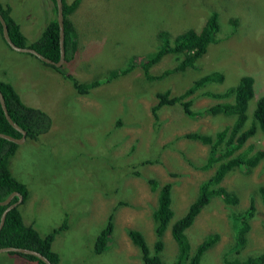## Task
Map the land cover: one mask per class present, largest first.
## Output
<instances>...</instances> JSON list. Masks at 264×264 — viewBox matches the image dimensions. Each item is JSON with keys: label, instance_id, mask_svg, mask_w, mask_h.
Wrapping results in <instances>:
<instances>
[{"label": "rangeland", "instance_id": "rangeland-1", "mask_svg": "<svg viewBox=\"0 0 264 264\" xmlns=\"http://www.w3.org/2000/svg\"><path fill=\"white\" fill-rule=\"evenodd\" d=\"M69 2L71 0H64ZM30 43L41 36L53 17L51 0H0ZM217 13V41L210 44L194 68L174 72L160 80H146L140 67L143 56L187 28H198L210 11ZM75 30L73 57L53 69L26 52L8 48L0 38V79L9 82L21 100L45 111L50 127L36 140H25L8 159L11 175L26 185L28 196L17 204L25 224L41 235L66 227L51 242L58 264H142L127 228L140 231L148 246L154 240L150 212L157 187L171 183L172 217L179 218L196 194L198 183L212 171L198 168L208 146L181 135L198 131L212 134L232 117L211 114L186 116L178 104L165 105L153 117L155 92H182L192 79L218 70L219 83L204 89L223 91L240 75L252 78L254 100L264 95V0H79L68 15ZM129 62V63H128ZM134 65L123 75L104 80L110 70ZM175 64L171 54L148 68L159 74ZM63 74H69L63 76ZM97 86L85 93L72 81ZM193 96L194 111L217 102ZM247 143L262 147L260 134ZM261 145V146H260ZM158 182L151 188L149 180ZM221 184L236 194L228 206L212 197L185 230L190 250L207 234L218 241L201 256L199 264H223V258L264 252V205L258 189L264 187V159L247 171L230 170ZM253 202L247 242L238 254L231 251L230 213ZM112 213V229L105 249L96 254L94 239ZM162 235L159 255L163 264L175 259L176 245ZM0 264H31L19 255L0 252Z\"/></svg>", "mask_w": 264, "mask_h": 264}, {"label": "trees", "instance_id": "trees-1", "mask_svg": "<svg viewBox=\"0 0 264 264\" xmlns=\"http://www.w3.org/2000/svg\"><path fill=\"white\" fill-rule=\"evenodd\" d=\"M61 1L64 61H68L73 57L76 50L75 30L68 19V15L76 8L79 0ZM51 5H53V17L47 21L41 36L30 43H26L27 40L19 30L18 22L10 15V7L1 2L0 15L4 20L7 34L15 45L33 48L42 56L52 61H57L59 47L54 0H51ZM217 31V13L214 10L208 13L200 27L187 28L173 35L171 40H169L166 31H159L157 38H160L162 43L154 51L147 55L145 54L140 61L144 78L146 80H160L171 73L183 72L194 68L209 45L217 41L215 38ZM0 38L7 46L1 36V29ZM168 54H171L174 59L175 64L173 67L166 68L159 74H151L148 68ZM133 66L131 62L130 66L127 65L119 70H110L104 80L108 81L114 77L123 75L131 70ZM52 67L53 69H57L53 65ZM66 75L71 76L63 74V76ZM222 80V72L218 70L207 71L192 79L190 84L178 94L170 95L167 90L157 91L154 94L156 102L150 108L153 117L157 118V110L160 107L178 104L182 112L189 117L211 114L212 116L232 117L233 121H229L212 134L191 131L181 135L208 146L204 161L198 168L201 170L212 169V171L198 183L196 194L188 203L184 213L170 225L169 222L173 213L171 209V183L165 182L159 185L155 179L149 180L151 188L154 189L159 185L156 188V203L150 212L154 234L151 246L146 244L140 231L133 228L126 229V235L135 245L142 264H163L159 252L163 247L162 235L168 225L170 236L176 245L175 259L169 264H199L204 252L218 241L219 234L216 232L207 234L190 250L185 230L192 224L196 215L208 203L210 198L218 197L228 206L235 205L238 198L235 193L228 191L221 184L223 177L234 168L247 171L264 159V95H260L254 100L251 115L248 113L247 116V105L249 111V102L253 97L252 78L250 75H240L232 86L227 87L223 91L204 89L209 84L219 83ZM98 83L99 80L89 83L72 81L75 90L79 93H85L88 88L94 85L97 86ZM0 93L7 114L13 122L24 130L25 140H36L40 134L45 133L49 129L51 121L47 113L40 108L24 103L9 82L0 79ZM196 93L198 95L209 96L218 101L203 109L194 111L191 107L193 96ZM0 133L12 137L20 136V133L8 124L1 108ZM258 134L263 138L262 147L256 148L254 144L247 143L248 139L250 140ZM17 146L18 144L16 143L0 138V200L6 198L11 192H17L22 197V201L20 202L22 203L28 196V190L23 182L11 175L8 168V159L15 152ZM258 194L261 203L264 205V187L258 189ZM15 200L16 197L13 196L10 202H14ZM4 207L0 205V214ZM253 209V202L250 201L244 209L232 212L229 215L233 225V242L230 252L234 254H238L246 245ZM112 217L113 215L110 213L105 226L94 239L93 251L96 254L101 253L105 249L107 237L112 229ZM65 227L66 221L63 219L57 228L41 235L31 224L23 222L16 205L5 213L3 224L0 228V247L13 246L32 249L45 256L51 264H58L59 257L51 249V242L54 235L65 229ZM8 253L26 258L31 264H44L37 257L29 254L11 251ZM222 262L223 264H264V252L249 254L242 258L236 256L228 259L223 258Z\"/></svg>", "mask_w": 264, "mask_h": 264}, {"label": "water", "instance_id": "water-1", "mask_svg": "<svg viewBox=\"0 0 264 264\" xmlns=\"http://www.w3.org/2000/svg\"><path fill=\"white\" fill-rule=\"evenodd\" d=\"M55 3V8H56V23H57V28H58V47H59V57L57 61H52L44 56H42L40 53H38L36 50H34L33 48L30 47H22V46H17L15 45L9 38L8 34H7V30H6V26L4 23L3 18L0 15V29H1V36L4 40V42L7 44V46L14 51L17 52H26V53H30L32 55H34L36 58H38L40 61L47 63V64H51L54 67H59L63 61H64V50H63V23H62V1L61 0H54ZM0 108L2 110L3 116L6 119V121L8 122V124L15 129L16 131H18L20 133L19 137H12L10 135L4 134V133H0V138L11 141L13 143L16 144H22L25 141V132L23 129H21L15 122H13L11 120V118L9 117V115L7 114L4 102H3V98L2 95L0 93ZM15 196L16 200L14 202H10V199ZM22 201V197L20 194H18L17 192H11L7 195L6 198H4L3 200H0V205L5 206L3 211L0 214V228L3 224V220L5 217V213L13 208L14 206H16L17 204H19ZM17 252V253H21V254H29L32 256L37 257L39 260H41L44 264H51L49 262V260L43 256L42 254H40L39 252L32 250V249H28V248H23V247H13V246H4V247H0V252Z\"/></svg>", "mask_w": 264, "mask_h": 264}, {"label": "flooded vegetation", "instance_id": "flooded-vegetation-1", "mask_svg": "<svg viewBox=\"0 0 264 264\" xmlns=\"http://www.w3.org/2000/svg\"><path fill=\"white\" fill-rule=\"evenodd\" d=\"M30 54V53H29ZM32 55V54H31ZM34 56V55H33ZM38 59V58H37ZM39 60V59H38ZM216 131V130H215ZM255 167V166H254Z\"/></svg>", "mask_w": 264, "mask_h": 264}]
</instances>
